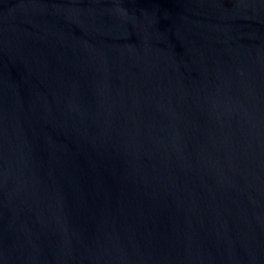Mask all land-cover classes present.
<instances>
[{
  "label": "water",
  "instance_id": "1",
  "mask_svg": "<svg viewBox=\"0 0 264 264\" xmlns=\"http://www.w3.org/2000/svg\"><path fill=\"white\" fill-rule=\"evenodd\" d=\"M0 264H264V0H0Z\"/></svg>",
  "mask_w": 264,
  "mask_h": 264
}]
</instances>
